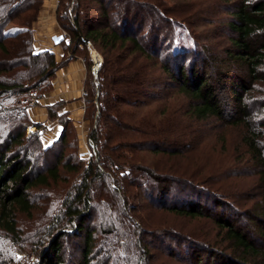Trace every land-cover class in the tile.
Listing matches in <instances>:
<instances>
[{
	"label": "rangeland",
	"instance_id": "obj_1",
	"mask_svg": "<svg viewBox=\"0 0 264 264\" xmlns=\"http://www.w3.org/2000/svg\"><path fill=\"white\" fill-rule=\"evenodd\" d=\"M3 1L5 0H0V3ZM66 1L55 0L53 8V15L57 20L55 30L62 34L64 39L68 38L69 31L58 20L59 15L68 12V19L73 18L72 2ZM80 2L81 11L88 16L96 18L100 16L99 6L94 4L93 0ZM238 2L240 0H104L105 4H109V12L113 14L130 3L138 7H131L130 11L134 13L136 10L139 14L138 27L133 25L126 33L138 37L142 44L145 43L144 38L152 37L154 31L161 38L159 41L162 39L165 41L167 33H170L174 35L171 41L176 40L177 43L191 48L189 54L194 53L195 56L203 57L210 53L222 58L231 46L232 35L227 27L228 22L232 20L229 10ZM42 8L43 0L38 8L39 12ZM121 11L123 12L124 8H121ZM119 14L124 15L120 11ZM31 17L32 11H28L11 22H2L1 19L2 31L25 27L32 28L35 33L37 18L35 16L36 19L31 22ZM66 24L71 25V21H67ZM150 24L154 26L151 29ZM102 26L103 23L100 28ZM32 41L34 51L42 50L43 43L38 35L34 34ZM5 43L10 49V42ZM73 48L75 49V46L72 44L67 49V54L62 57H57L55 55L57 50L53 49L55 62L62 63L60 68L66 57L72 56L70 51ZM77 49L75 56L69 59L82 60L86 69L85 79L81 80L82 86L77 93V97L83 103L82 115L68 118L69 123L66 126L62 121L60 123L59 120L52 118L55 113H49V105L45 106V101H42L53 91L52 81L60 68L50 79V87H46L45 96L37 97L35 102H30V106L28 103L27 114L29 108H36L38 110L36 118L28 114L29 119L19 112L20 106L16 104V96H0V149L2 143L24 132L21 143L18 141L14 144L11 152L19 153L29 160L32 177L47 174L49 168L56 167L57 171L55 180L47 179V184H37L27 189L25 193L28 200L27 209L8 201L3 205L2 197L5 192L0 191V264H38V253L42 249V244L48 242L51 235L61 227H67L69 233L62 239L65 259L79 257L80 243L71 236L72 230L68 226L72 219L69 221L64 213V207L65 203L75 196L76 189L83 186L86 180L84 171L87 170L91 155L97 152L96 147L89 142V132L96 126L98 115L99 117L102 115L95 98L100 79V65L106 61L105 58H109L108 60L115 58L119 64L128 65L130 69L128 73L139 70L138 66L141 64L145 66L146 72L152 75L151 82L143 86L145 90L140 93L134 108L125 105L121 108L126 111L135 110V117L142 118L140 120H149L156 124L160 122L148 135L155 140L158 149L165 151L164 153L140 149L134 151L133 155L127 154L128 165H121L116 171L113 164L107 162L108 164L104 165L97 162V166L107 177L106 181L94 184L90 210L84 220L87 230L92 232L91 264H194L190 253L195 248L198 252L209 249L230 254L233 250L232 244L228 241L225 231L212 219L180 216L168 211L165 205H178L180 203L176 201L178 194L186 198V195L192 192L190 194L193 196L192 201L205 203L207 208L217 207L220 210L213 199L222 203L223 210L231 207L233 214H237L236 220L246 219L247 213L251 211L257 213V207L264 205L262 198L264 195L258 169L255 167L254 152L248 141L250 133L247 126L221 123L214 117L196 119L191 115L189 101L159 70V62L153 61L148 55H140L139 52L133 51L130 43H126L125 46L118 43L117 47L110 51L105 43L93 41L86 47L80 45ZM60 50L62 51V46ZM6 61V55L0 53L1 71L6 68ZM152 62L157 65L152 66ZM28 66L31 68L30 64ZM32 69L9 67L8 71L0 74V80L10 82L19 76L22 78L21 81L27 82ZM260 69L264 70V64ZM253 86L250 96H246L245 99L247 103L250 102L255 124L264 120V81H258ZM89 89L93 90L91 97L94 102L93 109H89L87 100L84 101L85 95H82L91 92ZM147 90L148 93H145ZM47 101L53 103L58 100L55 98L54 101L49 99ZM62 106L59 102L50 107H57L58 111L63 110ZM42 110L44 111L41 112ZM36 124L39 125L37 129ZM64 126L66 135L64 141L60 142ZM35 131L40 133V141L38 139L35 141L40 150L31 153L30 150L33 149L31 143L34 139L27 140V136ZM256 131L260 135L256 140L257 149L264 157V127L256 126ZM129 134L142 141L141 133L130 131ZM150 139L146 138V141ZM94 161L96 162L95 159ZM67 163L70 165L69 169L64 166ZM131 164L137 167L136 174L133 178L131 170L128 177L129 181L132 183L135 181L136 185H127L128 192L125 195L124 191L122 195L117 190L112 191L113 174L120 176L122 173L130 172ZM143 166L153 171L155 176L159 175L161 179L164 177L170 179L169 181L176 180L165 183L176 192H171L165 197L164 206L156 196L157 189H154L156 186L154 184L157 183L146 177ZM114 171L116 173H113ZM185 184L198 189L191 190L186 188ZM6 187L11 188L14 185L7 182ZM66 221L69 222L66 224ZM5 222L6 224L12 222L13 229Z\"/></svg>",
	"mask_w": 264,
	"mask_h": 264
},
{
	"label": "trees",
	"instance_id": "obj_2",
	"mask_svg": "<svg viewBox=\"0 0 264 264\" xmlns=\"http://www.w3.org/2000/svg\"><path fill=\"white\" fill-rule=\"evenodd\" d=\"M80 1L82 0H70L73 10L71 20L67 17V10V13L59 15L58 20L69 31L68 38H61L59 43L52 45V47L58 46L61 48L62 46L64 55L67 54V49L73 44L75 49L73 48L70 51L72 56H67L73 58L80 45L86 47L88 43H93V41L105 43L110 51L117 47L118 43L122 46L130 43L133 46V51L139 52L140 55H148L155 62L158 61L159 70L176 85L177 90L189 101L191 115L196 119L202 120L214 117L221 123L247 126L250 133L248 141L254 152L255 167L258 169L264 195V157H262V152L257 149L256 143V140L260 137L259 132L256 131V126L264 127V120L254 124L253 110L250 102L247 103L245 99L246 96H250L254 83L264 81V70L260 69L264 64V0H240L229 10L232 20L228 22L227 27L232 35L230 38L231 46L226 50L224 58L210 53L203 55V57L200 55L195 56L194 53L189 54L191 48L177 43L176 40L171 41L174 35L170 33H167L165 41L163 39L159 41L161 38L154 31L152 37L147 36L144 38V44L138 37L127 35L126 32L129 31L131 26L137 25L136 27H138L137 23L140 20L136 10L134 13H130L131 7L138 8L134 3H130L127 7L122 6L121 8H124L123 12L119 8L113 14L109 12V4H105L104 0H93L94 4H97L100 9V16L96 18L81 11L82 4ZM41 3L42 0H5L0 3V21L2 19V22H11L20 14L32 11V22L38 17L37 12H39L38 8ZM119 11L124 15L120 16ZM67 21H71V25L66 24ZM102 23L104 26L100 28ZM149 26L150 29L154 27L151 24ZM22 28H14V30L10 29L3 32L0 24V53L5 54L7 57V69L9 67L10 69L18 67L33 69L29 72L31 74L26 80L27 82L21 81L22 78L19 76L18 79H11L10 82L0 80V96H16V104L20 106L19 112L29 118L26 111L28 103L30 106V102H35L37 97L46 93V87H50V79L62 63L55 62L54 51H34L32 37L35 33L33 29ZM5 41L10 42V49ZM154 58L157 60H154ZM108 59L105 58L106 61L100 65V79L95 98L98 102L97 108L102 115L101 117L98 115L96 126L89 132V142L93 147H96L97 152L95 151L94 154L92 152L93 155L89 160L90 164L88 163L87 170L84 171L86 180L83 186L81 185L76 189L75 196L67 201L64 207L65 215L69 221L72 219L68 226L72 230L71 236L78 239V243H80L78 247L79 257L72 258V260L65 259L62 239L68 236L69 233H67V227H61L56 230L54 235H51L48 242L42 244V249L38 253V264H91L92 232L87 230L84 220L90 210L89 205L92 200L94 184L106 181L105 178L107 177L103 173L104 171H101L97 166V162L104 165L107 162L113 164L116 171L121 168V165H128L126 163L127 154L133 155L134 151L139 149L149 150L152 153H164L165 151L158 149L155 146V140L148 135L149 131L160 122L156 124L153 121L140 120L142 118L135 117V110L126 111L121 108L123 105L134 108L140 93L145 90V88L143 90V86L145 87L146 84L148 85L151 82L152 75L146 72L145 66H141V64L138 66L140 71L128 73L130 71L128 65L119 64L115 58H112L113 60ZM155 62H152L151 65H157ZM29 64L31 68L28 66ZM6 68L0 70V74L6 71ZM92 91L84 94V101L87 100L89 109H93ZM145 93H148V90ZM56 109L57 107L49 106L48 112L55 113L52 118L59 120L60 123L62 121L63 125L66 126L69 123L67 115L59 114ZM65 126L62 127L64 131L60 135V142L65 139ZM37 127L39 125L36 124L35 128L37 129ZM130 131L141 133L142 141L136 140L135 136L129 134ZM39 136L38 131L27 136V140L34 139V142L31 143L33 147L30 150L31 153L40 150L39 145L37 147L35 142L36 139L40 141ZM21 137H24V132L20 135L16 134L7 140V143L4 142L1 145L0 191L5 192L2 197L3 205H5V201H8L27 209L28 200L25 196L27 189L37 184H47V179L55 180L57 171L56 167L49 168L47 174L32 177L33 173L31 172L29 160L19 153L11 152V147L18 141L20 142ZM146 138L151 139L146 141ZM8 153L10 154L8 155ZM64 166L67 169L70 167L68 163ZM129 167L131 168L130 172L127 171L126 174L122 173L120 176L113 174L112 191L117 190L121 195L124 191L125 195L128 192L127 185H136L135 181L134 183L129 181L128 176L132 170V177L134 178L137 167H134V164ZM143 170H146L145 175L149 180L157 183L154 184L156 185L154 189H157L156 196L164 206L165 197L171 192H176V190H172V187H167L165 183L175 182L176 180L169 181L170 179L164 177L161 179L159 175L155 176L153 171L147 170L146 166ZM115 171L113 173H116ZM7 182H11L14 187L7 188ZM119 182L122 184L119 185ZM185 185L186 188L194 191L198 189L193 185ZM186 188L183 187V189ZM190 194L192 192L187 194L186 198H183L182 194H178L176 201L180 203L178 205H165V208L180 216H201L212 219L225 231L227 239L233 247L230 254L209 249L207 251L202 249L198 252V249L195 248L190 253L194 264H264L263 204L257 207V213L251 211L247 213L246 219L236 220L237 214H233V209L231 207H228V210L221 209L222 203L213 199L212 196V198L210 197L211 200H214L215 205L220 207V210L217 207L214 209L212 207L207 208L205 203L201 204L200 201H192L193 196ZM262 198L264 203V196ZM69 221H66V224ZM6 225L13 229L12 222ZM250 226H254V228L251 229Z\"/></svg>",
	"mask_w": 264,
	"mask_h": 264
},
{
	"label": "crops",
	"instance_id": "obj_3",
	"mask_svg": "<svg viewBox=\"0 0 264 264\" xmlns=\"http://www.w3.org/2000/svg\"><path fill=\"white\" fill-rule=\"evenodd\" d=\"M55 0H43L44 8L41 9L39 15L36 20V26L34 28L35 35H38L42 40L43 46L42 50H47V48L52 45H57L59 40L61 39V34L55 30V22L53 8ZM55 51V55L57 57H62L63 53L60 48L57 46L53 48ZM58 53V54H56ZM69 60V61H68ZM86 69L85 65H83L82 60L80 59H69L68 57L65 59L63 66L57 72L55 79L52 81L53 91L49 92V97L42 100L45 101L44 105L51 106L54 103H59L63 105L62 109L58 110L59 114H66L67 118H77L82 115V100L77 97L78 90L81 88V80L85 79ZM56 102H48L54 101ZM40 102V101H39ZM42 110L41 112H43ZM38 110L36 108H29L28 114L34 116L36 118V113ZM33 119V117H32ZM37 120V119H36Z\"/></svg>",
	"mask_w": 264,
	"mask_h": 264
},
{
	"label": "built area",
	"instance_id": "obj_4",
	"mask_svg": "<svg viewBox=\"0 0 264 264\" xmlns=\"http://www.w3.org/2000/svg\"><path fill=\"white\" fill-rule=\"evenodd\" d=\"M61 38H64V36L61 34ZM47 50H49V51H53V49H52V46L51 47H49V48H47ZM95 64L97 65L98 63L95 61ZM98 66V65H97ZM85 93H83L82 95H84Z\"/></svg>",
	"mask_w": 264,
	"mask_h": 264
}]
</instances>
